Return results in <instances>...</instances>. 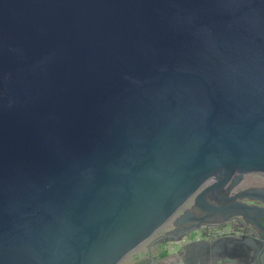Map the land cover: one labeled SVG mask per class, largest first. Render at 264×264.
<instances>
[{"label": "water", "instance_id": "1", "mask_svg": "<svg viewBox=\"0 0 264 264\" xmlns=\"http://www.w3.org/2000/svg\"><path fill=\"white\" fill-rule=\"evenodd\" d=\"M246 172L264 0H0V264H264Z\"/></svg>", "mask_w": 264, "mask_h": 264}, {"label": "flooded vegetation", "instance_id": "2", "mask_svg": "<svg viewBox=\"0 0 264 264\" xmlns=\"http://www.w3.org/2000/svg\"><path fill=\"white\" fill-rule=\"evenodd\" d=\"M244 184V185H243ZM252 187H263L264 188V183H261V184H253V183H250L249 185L247 184V183H245V182H243V183H241V181L238 183V185L236 186V188H235V190H242V189H247V188H252ZM254 203H256V204H259V202H254ZM237 226V225H236ZM170 227H171V225H170V223H166L165 225H163L158 231H157V233H155V236H153V238L154 237H156V236H158L159 234H161V233H164L166 230H168V229H170ZM235 228V226L234 227H231V228H228V227H223L221 230H219L218 232H217V234H220V233H226L227 231H230V229H234ZM211 232H214V231H212V228L211 227H209V228H204V227H201L199 230H196V231H194V232H191V233H189L187 236H190V237H188V239L190 240V241H195V240H197V239H205V236L206 235H209ZM205 236H204V235ZM186 236V237H187ZM185 237V238H186ZM184 238V239H185ZM148 241L147 242H145V243H143V245L145 244V252L143 253H141V256L142 257H140L139 259H137L136 261H133L131 264H133V263H137V262H139V261H146V263L147 264H154L158 259H160V258H162L163 256H164V252L163 251H161L160 253H158L157 255L156 254H152V248L153 247H151V255L150 256H148L147 255V248H148ZM158 246V245H157ZM137 249V248H136ZM176 251V250H175ZM130 254V253H129ZM128 254V255H129ZM128 255H126V256H128ZM176 254H174V256L170 259L171 261H173V262H176L177 261V257L175 256ZM125 256V257H126ZM125 257H124V259H125ZM123 259V260H124Z\"/></svg>", "mask_w": 264, "mask_h": 264}, {"label": "crops", "instance_id": "3", "mask_svg": "<svg viewBox=\"0 0 264 264\" xmlns=\"http://www.w3.org/2000/svg\"><path fill=\"white\" fill-rule=\"evenodd\" d=\"M155 236V235H154ZM190 240L188 238H185L182 243H187ZM167 246V245H166ZM163 247L165 246H154L152 248V254H158L162 251ZM168 247V246H167ZM145 244L139 248H137L136 250L134 249V251H132L128 256L125 257V259L122 261L121 264H131L133 261H136L137 259H139L141 256V253L145 252ZM169 249H172L171 247Z\"/></svg>", "mask_w": 264, "mask_h": 264}, {"label": "built area", "instance_id": "4", "mask_svg": "<svg viewBox=\"0 0 264 264\" xmlns=\"http://www.w3.org/2000/svg\"><path fill=\"white\" fill-rule=\"evenodd\" d=\"M243 182L247 183L248 185L250 183L261 184V183H264V175L260 173H255V172H246L243 174V177L241 179V183Z\"/></svg>", "mask_w": 264, "mask_h": 264}, {"label": "rangeland", "instance_id": "5", "mask_svg": "<svg viewBox=\"0 0 264 264\" xmlns=\"http://www.w3.org/2000/svg\"><path fill=\"white\" fill-rule=\"evenodd\" d=\"M190 204H191V201L186 202L185 205L183 206V208L188 207ZM188 237H190V236H187L186 238H188ZM141 246H142V244L139 245L137 248H139V247H141ZM135 250H136V249H135ZM133 251H134V250H133ZM122 261H123V260H122ZM122 261H121V263H122ZM121 263H120V264H121Z\"/></svg>", "mask_w": 264, "mask_h": 264}]
</instances>
